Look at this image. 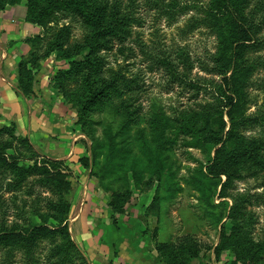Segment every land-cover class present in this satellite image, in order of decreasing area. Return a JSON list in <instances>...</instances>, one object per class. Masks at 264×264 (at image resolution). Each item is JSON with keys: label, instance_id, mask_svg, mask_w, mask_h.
Wrapping results in <instances>:
<instances>
[{"label": "trees", "instance_id": "obj_1", "mask_svg": "<svg viewBox=\"0 0 264 264\" xmlns=\"http://www.w3.org/2000/svg\"><path fill=\"white\" fill-rule=\"evenodd\" d=\"M22 2L26 21L36 26H44L55 12L66 11L89 30L75 53L62 50L67 28L57 33L44 56L41 37L26 39L31 50L18 64L17 90L26 98L33 96L35 76L49 53L57 52L67 62L52 85L64 94L65 104L76 107V125L82 133L86 126L102 128V138L94 140L90 157L80 158V163L91 169L92 177L101 178L95 168L102 160L103 175L112 179L102 182L112 192L110 208L121 212L120 199L128 193L129 183H140L151 174L158 186L146 213L160 216L161 204L173 192L167 187L162 192L169 158L165 152L180 137L203 148L209 157L208 165L194 179L200 192L211 190L214 178H226L224 191L235 179L264 174V98L259 103L253 96L255 90L264 94V0H0V11ZM141 10H156L170 21L194 13L184 30L205 28L215 37L216 51L205 60H195L188 47L151 49L140 39L134 40V29L144 22ZM133 41L141 54L152 59L150 72H166L168 93L179 88L188 101H195L171 107V111L154 101L147 127L137 131L135 141L130 138V124L138 110L129 112L120 103L121 112L112 96L143 88L142 77L128 76L120 65L112 78H98L116 48L127 59L135 55L129 45ZM196 65L220 79L194 75ZM72 77H81L82 87L66 91L64 81ZM203 91L205 95L211 92L213 99L198 102ZM97 114H102L101 120L95 119ZM249 132L256 135H246ZM70 177L65 161L39 155L14 123L0 128V264H90L69 230L74 190ZM157 237L155 231V248L163 264H192L198 256L191 240L159 242ZM227 249L245 264H262L264 242L240 234L235 225L221 228L217 256Z\"/></svg>", "mask_w": 264, "mask_h": 264}, {"label": "rangeland", "instance_id": "obj_2", "mask_svg": "<svg viewBox=\"0 0 264 264\" xmlns=\"http://www.w3.org/2000/svg\"><path fill=\"white\" fill-rule=\"evenodd\" d=\"M140 2L143 3L144 0H140ZM22 3L25 5V2ZM140 12V16L144 22H142V27L134 29L133 39H136V41L137 38L140 39L151 49L158 45L162 46V48L164 46L166 48L176 46V48L188 47L192 58L195 60H205L209 54L216 51L217 43L215 37L209 34L205 28H198L191 33H186L184 30L185 25L194 13L179 17L176 21H170L166 17H159L156 10L151 12L141 10ZM37 27H39L40 32L36 36L42 39L40 43V54H43V56L46 53L45 51L48 50V44L55 40L57 33L62 29L67 28L68 30L67 34L62 37V50L73 53L84 44L85 37L89 33V30L78 18L73 17L66 11L55 12L46 21L44 26ZM129 45L135 49V55L130 54L131 58L127 59V56H122L116 48L108 59L110 65L102 69L98 78H112L120 65L125 67L124 71L128 76L140 74L142 77L144 81L143 85H145L143 88L131 94H122L119 97H117V94L112 96L115 105L121 112L120 103H124L128 107L129 112L138 110L132 115L130 124V138L132 141H135L137 131L146 129L147 127L146 122L150 118L151 105L154 101H157L167 111H171V107H179L180 105L187 106V104L194 105L195 101H188L189 96L182 93L179 88L168 93L166 88L168 79L166 72L162 69H154L150 72L152 59L141 54L135 41ZM48 55V57L41 60L40 70L44 65L50 66L52 69V72H50L51 86L53 88L52 84L55 77L59 70L67 67V62L58 57L57 52H52ZM196 66L194 75L197 74L198 77L206 78L207 80L217 81L220 79L219 77L206 75L198 65ZM37 74L33 86L34 94L29 99L33 98L36 94ZM64 86L66 87V91H73L82 87V78L72 77L70 80L64 81ZM210 93L205 95L204 91L201 92L198 102L213 99ZM55 94L65 104L64 94L61 91H55ZM253 96L258 99L259 103L263 102L264 94L262 91L255 90ZM65 105L75 113V129L83 136L81 141L85 151L82 157H90L94 140L102 138V128L98 125L86 126L83 128L84 133H82L81 128L76 125V107L72 104ZM252 111H254V108ZM121 117L122 115L120 114L119 118ZM95 119L101 120L102 114L95 115ZM246 135L253 136L256 133L249 132ZM169 137L174 138L172 134H169ZM189 141L187 137H180L176 140L177 143L175 145H169L168 150L165 152V155H168L169 158L163 177L162 192H164L166 187L171 188L173 192L168 194V196H166L167 194L165 195L168 201H163L161 204L159 217L152 213H146V209L150 206L158 186L155 175L146 174L140 183L131 181L128 188H126L128 193L124 194L120 199L121 212H117L113 207V209L109 207L112 192L106 191L102 187V182L110 183L112 179L103 175L104 166L101 160L100 164L95 168V171L101 174V178L92 177L91 169L83 167L87 171L84 175L89 174L94 180L93 188L91 189L94 192L93 197H95L94 199L97 202L107 205L110 212L106 219L109 222L108 225L110 224L121 233L123 232V228H129L132 232L142 233V236H148L155 244L154 233L157 231L155 230V225L161 222L160 240L168 241L171 238L169 241L176 242L180 239H188L192 241L191 243L197 245L198 256L192 259V264H245L239 261L231 250L227 249L220 256H217L215 249L219 243L223 225L229 229L235 225L238 227L240 234L247 235L254 242H264V174H260L259 176H246L238 180L235 179L224 191L222 190V184L226 178L222 177L221 180L214 178V186L212 189L200 192L197 190L194 179L200 176V169H204L208 165L209 157H207L203 148L191 146L188 144ZM32 147L41 155L33 144ZM70 176L72 184L74 185L77 182L75 180H78L79 176L77 173L74 174L73 170L70 171ZM118 186L119 184L116 185V187ZM85 195L82 196L77 206L84 207L86 205ZM8 196L6 195L7 198ZM70 201L73 206L74 199L72 193L70 195ZM70 218L72 219L71 216H69ZM148 218L152 220L151 228L143 231V220ZM157 219L159 220L158 222H156ZM70 223L69 221V230L70 227L73 229ZM108 230L105 232V236L112 239V233L108 232ZM148 231L152 232L147 233ZM70 232L73 236V230H70ZM81 250L85 254L82 248ZM85 256L87 257L86 254ZM87 259L91 264L88 257ZM261 263L264 264V254Z\"/></svg>", "mask_w": 264, "mask_h": 264}, {"label": "crops", "instance_id": "obj_3", "mask_svg": "<svg viewBox=\"0 0 264 264\" xmlns=\"http://www.w3.org/2000/svg\"><path fill=\"white\" fill-rule=\"evenodd\" d=\"M39 32V27L26 21L24 3L0 11V127L14 123L18 134L28 137L43 157L65 161L70 171L78 174L73 185L70 212L73 220L69 219L73 229L70 230L91 264H163L148 236L129 228H123L121 233L108 225L109 208L94 199L91 190L94 180L89 174L84 175L87 171L79 162L85 150L83 136L74 126L76 115L55 94L50 66L44 65L38 72L33 98L18 92L17 67L30 53V46L24 40ZM83 193L87 203L84 207L77 206ZM151 223L150 218L144 219L143 231L151 228ZM160 223L155 225L157 240L168 242L171 238L160 240ZM107 230L112 233V239L105 236Z\"/></svg>", "mask_w": 264, "mask_h": 264}]
</instances>
